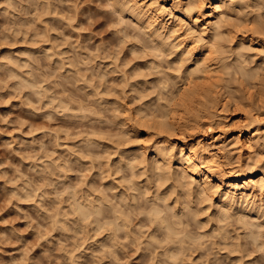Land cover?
<instances>
[{
	"label": "clouds",
	"instance_id": "9594fccd",
	"mask_svg": "<svg viewBox=\"0 0 264 264\" xmlns=\"http://www.w3.org/2000/svg\"><path fill=\"white\" fill-rule=\"evenodd\" d=\"M0 264H264V0H0Z\"/></svg>",
	"mask_w": 264,
	"mask_h": 264
}]
</instances>
